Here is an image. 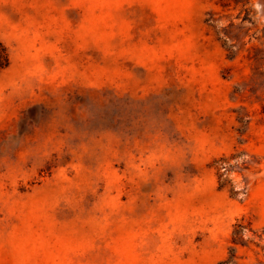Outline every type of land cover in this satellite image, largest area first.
Returning <instances> with one entry per match:
<instances>
[{
    "label": "rangeland",
    "instance_id": "374dc122",
    "mask_svg": "<svg viewBox=\"0 0 264 264\" xmlns=\"http://www.w3.org/2000/svg\"><path fill=\"white\" fill-rule=\"evenodd\" d=\"M257 3L0 0V264H264Z\"/></svg>",
    "mask_w": 264,
    "mask_h": 264
},
{
    "label": "bare ground",
    "instance_id": "6f19581e",
    "mask_svg": "<svg viewBox=\"0 0 264 264\" xmlns=\"http://www.w3.org/2000/svg\"><path fill=\"white\" fill-rule=\"evenodd\" d=\"M256 1L258 2L256 6H258L260 8L259 10L261 11V14H262V17L261 18L264 19V0H256Z\"/></svg>",
    "mask_w": 264,
    "mask_h": 264
},
{
    "label": "trees",
    "instance_id": "16d2710c",
    "mask_svg": "<svg viewBox=\"0 0 264 264\" xmlns=\"http://www.w3.org/2000/svg\"><path fill=\"white\" fill-rule=\"evenodd\" d=\"M221 264H225L224 262H222Z\"/></svg>",
    "mask_w": 264,
    "mask_h": 264
}]
</instances>
